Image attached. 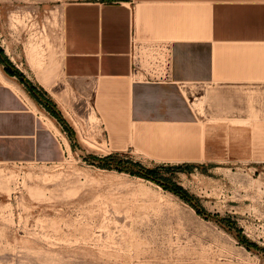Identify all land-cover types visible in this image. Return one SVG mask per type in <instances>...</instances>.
I'll return each mask as SVG.
<instances>
[{
  "label": "crops",
  "instance_id": "crops-1",
  "mask_svg": "<svg viewBox=\"0 0 264 264\" xmlns=\"http://www.w3.org/2000/svg\"><path fill=\"white\" fill-rule=\"evenodd\" d=\"M0 47L111 151L264 170V0H0ZM57 129L0 60V162L51 161Z\"/></svg>",
  "mask_w": 264,
  "mask_h": 264
},
{
  "label": "rangeland",
  "instance_id": "rangeland-1",
  "mask_svg": "<svg viewBox=\"0 0 264 264\" xmlns=\"http://www.w3.org/2000/svg\"><path fill=\"white\" fill-rule=\"evenodd\" d=\"M44 92L76 134L50 112L56 158L0 162V264H264L263 169L111 151L89 103Z\"/></svg>",
  "mask_w": 264,
  "mask_h": 264
},
{
  "label": "trees",
  "instance_id": "trees-1",
  "mask_svg": "<svg viewBox=\"0 0 264 264\" xmlns=\"http://www.w3.org/2000/svg\"><path fill=\"white\" fill-rule=\"evenodd\" d=\"M0 60L6 64V70L11 73V74H15L18 76V78L24 82L27 87L29 88V90L34 94V96L41 102L43 103L46 108L57 118H59V120L68 128H70V131H74L73 127L71 125V123L68 121L67 117L64 115V113L61 111V109L56 105V103L50 99L49 97H47L45 95V92L42 91L41 89H39L37 86H35L20 70H18L17 68H13L11 69L9 67L10 61L9 59L6 57V55L3 53L2 48L0 47ZM75 132V131H74ZM76 134V132H75ZM141 175L148 177V178H153L149 173H145L143 174L142 172L140 173ZM163 186L167 187V188H171L174 192L180 194L183 197L188 198V193L187 191L184 189V187L176 182H172L171 186L165 185L164 183L162 184ZM196 210L198 212H202V209H199L198 207H196Z\"/></svg>",
  "mask_w": 264,
  "mask_h": 264
}]
</instances>
